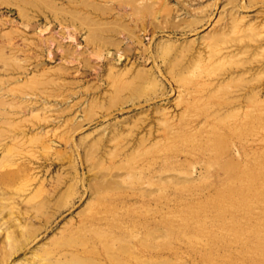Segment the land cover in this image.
Segmentation results:
<instances>
[{
	"label": "rangeland",
	"instance_id": "374dc122",
	"mask_svg": "<svg viewBox=\"0 0 264 264\" xmlns=\"http://www.w3.org/2000/svg\"><path fill=\"white\" fill-rule=\"evenodd\" d=\"M92 247L264 264V0H0V264Z\"/></svg>",
	"mask_w": 264,
	"mask_h": 264
},
{
	"label": "bare ground",
	"instance_id": "6f19581e",
	"mask_svg": "<svg viewBox=\"0 0 264 264\" xmlns=\"http://www.w3.org/2000/svg\"><path fill=\"white\" fill-rule=\"evenodd\" d=\"M97 234H100V233H97ZM100 235H101V237L107 238V240H110L113 238V236H115V235L111 234L110 231L103 232ZM108 248H109V246H108ZM118 248H120V251L122 250L121 245ZM113 249H117V247L113 248ZM123 251H124V249H123ZM85 253L88 254V256H86V255L83 256L80 254H74L73 255V259L75 261V264H101V262L99 261V258H98V256L100 255L98 248L97 249L95 247H92L91 249L86 248L84 251V254ZM123 256L124 255L121 252H119V253L117 252L116 254L115 253L114 254L108 253V256H106V258L104 255V258L106 259L105 263H107V264H126V263H123L125 260L122 261ZM120 257L122 258V260H120ZM71 259H72V256H71ZM136 259H137V257H136ZM136 259H135V261H136Z\"/></svg>",
	"mask_w": 264,
	"mask_h": 264
}]
</instances>
